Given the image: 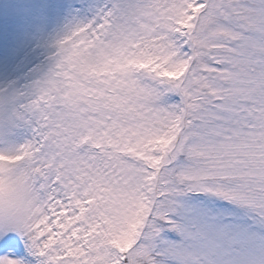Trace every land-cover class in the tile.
<instances>
[{"label": "snow or ice", "instance_id": "snow-or-ice-1", "mask_svg": "<svg viewBox=\"0 0 264 264\" xmlns=\"http://www.w3.org/2000/svg\"><path fill=\"white\" fill-rule=\"evenodd\" d=\"M0 264H264V0L8 4Z\"/></svg>", "mask_w": 264, "mask_h": 264}, {"label": "rangeland", "instance_id": "rangeland-1", "mask_svg": "<svg viewBox=\"0 0 264 264\" xmlns=\"http://www.w3.org/2000/svg\"><path fill=\"white\" fill-rule=\"evenodd\" d=\"M14 2H16V0H0V13H3L8 4Z\"/></svg>", "mask_w": 264, "mask_h": 264}]
</instances>
